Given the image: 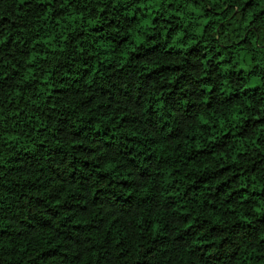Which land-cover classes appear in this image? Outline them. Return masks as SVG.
Listing matches in <instances>:
<instances>
[{
  "label": "trees",
  "instance_id": "1",
  "mask_svg": "<svg viewBox=\"0 0 264 264\" xmlns=\"http://www.w3.org/2000/svg\"><path fill=\"white\" fill-rule=\"evenodd\" d=\"M0 264H264V0H0Z\"/></svg>",
  "mask_w": 264,
  "mask_h": 264
}]
</instances>
